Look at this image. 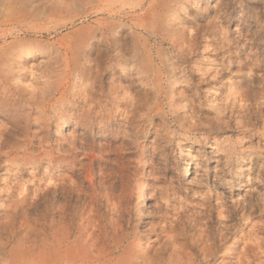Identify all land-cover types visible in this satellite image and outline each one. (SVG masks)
<instances>
[{"label":"rangeland","instance_id":"374dc122","mask_svg":"<svg viewBox=\"0 0 264 264\" xmlns=\"http://www.w3.org/2000/svg\"><path fill=\"white\" fill-rule=\"evenodd\" d=\"M16 1L0 264H264V0Z\"/></svg>","mask_w":264,"mask_h":264},{"label":"bare ground","instance_id":"6f19581e","mask_svg":"<svg viewBox=\"0 0 264 264\" xmlns=\"http://www.w3.org/2000/svg\"><path fill=\"white\" fill-rule=\"evenodd\" d=\"M17 2L18 1H16V3ZM18 4H19V6H21L23 8H31V6L29 5L30 4L29 0H22L21 2H18ZM10 69H12V68H9V65H8L7 61L0 58V74H2L4 76H9V74H11ZM61 245H62V247H61V253H60L61 254V258L60 259L62 261V264H73V263L77 262V257L71 255V253H74L73 244L70 245L69 249L65 248V243L64 242ZM68 246L69 245L67 244L66 247H68ZM117 264H126V263L124 262V260H120L119 263H117Z\"/></svg>","mask_w":264,"mask_h":264}]
</instances>
